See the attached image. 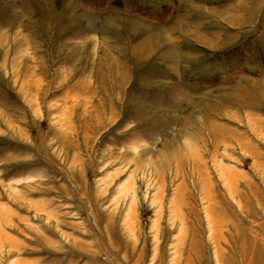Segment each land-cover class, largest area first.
I'll use <instances>...</instances> for the list:
<instances>
[{"label":"rangeland","instance_id":"1","mask_svg":"<svg viewBox=\"0 0 264 264\" xmlns=\"http://www.w3.org/2000/svg\"><path fill=\"white\" fill-rule=\"evenodd\" d=\"M159 1L0 0V264H264V0Z\"/></svg>","mask_w":264,"mask_h":264},{"label":"trees","instance_id":"2","mask_svg":"<svg viewBox=\"0 0 264 264\" xmlns=\"http://www.w3.org/2000/svg\"><path fill=\"white\" fill-rule=\"evenodd\" d=\"M86 1V0H84ZM97 0H87V2L94 3ZM105 3H111L118 6H128L135 12L143 16H156L166 10V3L162 4L159 0H103ZM129 4V5H128ZM155 14V15H154Z\"/></svg>","mask_w":264,"mask_h":264}]
</instances>
